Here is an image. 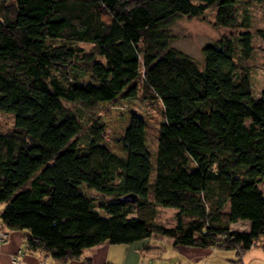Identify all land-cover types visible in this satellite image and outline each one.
<instances>
[{"label":"trees","instance_id":"1","mask_svg":"<svg viewBox=\"0 0 264 264\" xmlns=\"http://www.w3.org/2000/svg\"><path fill=\"white\" fill-rule=\"evenodd\" d=\"M252 3L264 17V0H0V114L11 117L0 223L22 231L25 250L66 260L101 241L164 235L233 249L238 264L264 247V87L254 95L244 61L253 34L264 44V28H245ZM210 7L227 32L198 63L167 26ZM118 98L159 103L152 149L134 110L125 155L107 148L93 109ZM157 206L173 208L172 224L154 219ZM239 220L247 229L231 226Z\"/></svg>","mask_w":264,"mask_h":264},{"label":"rangeland","instance_id":"2","mask_svg":"<svg viewBox=\"0 0 264 264\" xmlns=\"http://www.w3.org/2000/svg\"><path fill=\"white\" fill-rule=\"evenodd\" d=\"M261 5L252 3L248 5L249 21L245 28L253 31L258 28H264V17L262 16ZM214 8H208L204 14L199 16L181 15L174 19L167 29L171 35L170 44L180 51L192 56L198 63L202 61L201 46L206 42H211L216 39L221 33L227 32V29L213 24ZM252 49L246 56L245 65L249 69L251 87L255 96L264 87V44L260 37L253 34ZM87 46V44H84ZM87 74L81 79L87 80ZM64 104L68 107H73L69 102ZM139 112L146 120L147 141L152 149L155 143V132L157 122L161 118L159 103L150 104L147 101L141 102L137 100L118 98L113 101H99L93 111L99 114L104 123V142L107 148L120 154L125 155L122 146L121 135L127 124L130 111ZM10 116L8 114H0V130L6 129L10 125ZM249 119L245 120L247 123ZM153 171L150 175L152 179ZM264 191V179L260 181ZM86 195L89 194L86 190ZM150 198V194H148ZM3 203H0V208ZM103 214V210H99ZM174 218V210L172 207L157 206L154 214V219L163 224H172ZM233 227L243 228L245 223H233ZM253 251H262L261 247H251L249 253Z\"/></svg>","mask_w":264,"mask_h":264},{"label":"crops","instance_id":"3","mask_svg":"<svg viewBox=\"0 0 264 264\" xmlns=\"http://www.w3.org/2000/svg\"><path fill=\"white\" fill-rule=\"evenodd\" d=\"M240 222L245 223L240 229H247L245 220L234 223ZM259 247L262 251L248 254L249 248L238 264H264V247ZM84 258H90L93 264H234L232 260L236 255L233 249L172 245L171 239L164 235H151L128 243L101 241L83 249L78 258L66 260H56L44 252L25 250L22 231L18 229L9 230L8 239L0 244V264H37L39 261L42 264H79Z\"/></svg>","mask_w":264,"mask_h":264},{"label":"built area","instance_id":"4","mask_svg":"<svg viewBox=\"0 0 264 264\" xmlns=\"http://www.w3.org/2000/svg\"><path fill=\"white\" fill-rule=\"evenodd\" d=\"M9 237V230L4 228L0 223V244L4 241H6ZM37 264H42L41 261H39Z\"/></svg>","mask_w":264,"mask_h":264},{"label":"water","instance_id":"5","mask_svg":"<svg viewBox=\"0 0 264 264\" xmlns=\"http://www.w3.org/2000/svg\"><path fill=\"white\" fill-rule=\"evenodd\" d=\"M121 198L123 200L132 202V201H134L136 199V195L135 194H132V193H127V194L123 195Z\"/></svg>","mask_w":264,"mask_h":264}]
</instances>
